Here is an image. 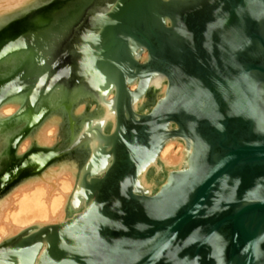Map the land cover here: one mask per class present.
I'll return each instance as SVG.
<instances>
[{
	"label": "water",
	"instance_id": "1",
	"mask_svg": "<svg viewBox=\"0 0 264 264\" xmlns=\"http://www.w3.org/2000/svg\"><path fill=\"white\" fill-rule=\"evenodd\" d=\"M91 7L93 29L68 51L84 58L80 73L93 77L101 108L76 133L87 160L64 219L4 238L0 264H264V0H42L0 28V62L59 57L64 34ZM3 76L0 172L7 125L18 123L24 99L7 96ZM153 81L165 90L138 114L132 104ZM86 106L77 104L80 117L95 104ZM49 116L19 152L35 135L56 147L64 126ZM52 126L56 133L45 137ZM171 141L183 146L174 166L158 158ZM68 145L63 138L57 148L78 153ZM151 165L164 176L155 189L143 180Z\"/></svg>",
	"mask_w": 264,
	"mask_h": 264
},
{
	"label": "flooded vegetation",
	"instance_id": "2",
	"mask_svg": "<svg viewBox=\"0 0 264 264\" xmlns=\"http://www.w3.org/2000/svg\"><path fill=\"white\" fill-rule=\"evenodd\" d=\"M95 11L96 9L91 7L86 11L79 24L64 34V41L57 52L59 57L51 59L52 61L36 64L32 58L25 55L7 59L9 64L5 72L2 73L5 74L3 77H6V82L10 83L7 96L23 93L24 99L18 111V123L7 125L11 139L4 157V168L0 172V189L6 188L7 184L18 175L31 172L41 173L45 168L59 161L63 153L62 149L57 146L61 145L63 138L65 142H68L69 149L75 148L78 152L71 155L69 159L79 162V164H83L87 160V145L76 142L79 136L76 133L85 121L92 122L96 119L101 113V108L94 97L96 86L93 77L86 73H80L79 64L84 58L76 54L68 55V51L77 46L91 32ZM155 83V81L150 82L144 95L139 98H145L148 92L152 91L149 98L150 108L158 99H153V92L159 89ZM162 84L165 85L164 82ZM127 87L130 89L129 85ZM135 88L130 90L133 91ZM79 101H87L86 111L91 104H95L89 116L80 117V114L76 113L75 108ZM138 104L139 102L136 103V107L139 106ZM135 112L144 113H139L137 109ZM52 113H57L59 126H64V133L59 134L56 147L52 148L50 145L39 143L35 135L30 137L31 144L28 149L19 152L17 147L22 138L39 127ZM111 125V120L106 119L101 133L110 134ZM96 130L99 129H93L92 133L96 134ZM81 165H79L80 168ZM8 247L9 245H5L1 247V250Z\"/></svg>",
	"mask_w": 264,
	"mask_h": 264
},
{
	"label": "bare ground",
	"instance_id": "3",
	"mask_svg": "<svg viewBox=\"0 0 264 264\" xmlns=\"http://www.w3.org/2000/svg\"><path fill=\"white\" fill-rule=\"evenodd\" d=\"M41 3L42 0H0V28L7 21ZM140 57L143 61L146 53L143 52ZM132 85L134 89L136 84ZM162 85V83L156 84L164 91L165 86ZM109 95L112 94H108V97ZM112 97L107 98L106 101ZM132 109L135 111L136 102L132 104ZM108 118L113 125L114 115ZM55 131V127H49L44 131V136L51 137ZM182 149L183 146L179 142H168L163 145L158 158L165 161L168 166L177 165L181 159ZM56 165L45 169L36 177L19 183L0 200V242L33 225L59 223L64 219V205L76 180L75 166L72 163L68 164L66 160ZM144 183L146 184L145 180Z\"/></svg>",
	"mask_w": 264,
	"mask_h": 264
},
{
	"label": "rangeland",
	"instance_id": "4",
	"mask_svg": "<svg viewBox=\"0 0 264 264\" xmlns=\"http://www.w3.org/2000/svg\"><path fill=\"white\" fill-rule=\"evenodd\" d=\"M44 1V0H43ZM47 1V0H46ZM48 1H50V0H48ZM28 13V12H27ZM8 22V21H7ZM142 56V55H141ZM141 58V57H140ZM7 59H9V58H6V59H4V60H2L1 62H0V75L2 74V73H4L5 72V70H6V68H7V66H8V60ZM140 61H141V59H140ZM3 75V74H2ZM132 86L133 85H130V89H132ZM162 86H165L164 84L162 85ZM152 92V91H151ZM151 92L149 91L148 92V94L146 95V97L145 98H142V99H139L137 102H139V106H137L136 107V109H137V111L139 112V113H143V112H145V111H147L150 107H151V104H150V100H149V98H150V95H151ZM163 92L164 91H162V89H158L156 92H153V96H154V100L155 99H157V98H159L162 94H163ZM149 95V96H148ZM148 96V97H147ZM109 97H112V95L110 96L109 95ZM109 97H107V98H109ZM144 100V101H143ZM143 101V103L142 104H140L141 102ZM136 102V103H137ZM110 130H111V128H110ZM55 133H56V131H55ZM71 155H73V154H63L62 156H61V159L59 160V161H57V162H55V163H53V164H51L49 167H47V168H45V169H48V168H52L53 166H57L56 164H58V163H60V162H62V161H67L68 162V164H73L74 166H75V179H76V175H77V173H78V170H79V168H80V164H79V162H75L74 160H72V159H69V157L71 156ZM76 164H75V163ZM44 169V170H45ZM43 170V171H44ZM42 173V172H41ZM41 173H33V174H31V175H29V176H27V177H25V178H23V179H20V180H18V181H16L15 183H13V184H11V185H9L8 187H6V188H4L3 190H1L0 191V200H2L8 193H10L14 188H16L17 186H18V184L19 183H21V182H24V181H26V180H28V179H31V178H33V177H36L37 175H39V174H41ZM143 177H144V180H145V182H146V184L147 185H149V186H151L153 189H155L156 187H157V185L164 179V176H163V174L162 173H159V172H155V168H154V166L152 165V167L148 170V171H146V173L143 175ZM18 234V233H17ZM17 234H15V235H17ZM15 235H13V236H11V237H14Z\"/></svg>",
	"mask_w": 264,
	"mask_h": 264
}]
</instances>
